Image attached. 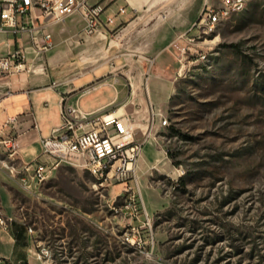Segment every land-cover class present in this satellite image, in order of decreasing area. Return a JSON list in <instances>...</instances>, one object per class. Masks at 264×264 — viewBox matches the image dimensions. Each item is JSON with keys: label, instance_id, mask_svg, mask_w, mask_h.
I'll list each match as a JSON object with an SVG mask.
<instances>
[{"label": "rangeland", "instance_id": "obj_1", "mask_svg": "<svg viewBox=\"0 0 264 264\" xmlns=\"http://www.w3.org/2000/svg\"><path fill=\"white\" fill-rule=\"evenodd\" d=\"M163 1L108 38L79 32L57 70L72 78L116 60L104 80L121 79L122 96L131 82L134 98L121 113L144 127L147 84L163 101L153 105L168 125L148 127L135 177L100 182L62 163L29 193L0 168V215L32 230L31 264H264V0L207 40L188 31L216 0ZM185 27L206 57H190L180 70L173 42ZM112 95L104 87L80 107L89 111ZM61 124L59 115L50 126ZM128 194L135 211L125 207ZM38 246L48 248L46 258L37 257Z\"/></svg>", "mask_w": 264, "mask_h": 264}, {"label": "built area", "instance_id": "obj_2", "mask_svg": "<svg viewBox=\"0 0 264 264\" xmlns=\"http://www.w3.org/2000/svg\"><path fill=\"white\" fill-rule=\"evenodd\" d=\"M245 1L216 0L212 4H217L218 13H225L230 19L233 7ZM218 13H211L210 3H205L188 32L194 28L207 40L208 36L216 32L211 30V22H216ZM129 14V8L125 4L113 8L112 4H90L87 0H0V32L28 34L35 57L40 58L55 47L51 28L65 23L68 18L75 15L82 18V32L85 36L108 37L125 24ZM188 32L181 34L173 42L180 70L190 57H206L201 50L194 47L195 36H189ZM24 71L29 69L26 67V55L21 48L0 57V78ZM91 89L93 86L88 85L61 97L62 124L55 126L50 137L44 140V152L28 163L17 164L20 149L18 118L10 117L6 121L5 126L10 127V131H6L5 126L0 127V168L8 170L10 177L16 178L25 192H33L62 163L82 168L100 182L125 181L131 176L135 177L148 136V127H154L159 122L163 126L168 125L167 118L161 122V113L152 103L146 127L140 124L143 120L134 118V114H119L121 106L84 111L80 107V98ZM140 133L142 134L139 135ZM134 197L129 194L125 196V207L132 211L137 209ZM0 225H7V220L2 216ZM38 249L39 259L48 256V248L38 246Z\"/></svg>", "mask_w": 264, "mask_h": 264}, {"label": "crops", "instance_id": "obj_3", "mask_svg": "<svg viewBox=\"0 0 264 264\" xmlns=\"http://www.w3.org/2000/svg\"><path fill=\"white\" fill-rule=\"evenodd\" d=\"M87 1L90 4H112L113 8L117 5H127L130 14L126 18L125 23L130 22L131 16L137 12L144 9H155L164 2L163 0ZM162 18L164 19V15H162ZM135 21H131L129 26ZM83 26L82 18L79 15L68 18L63 24L53 26L51 31L55 47L40 58L35 57L32 42L28 34L14 35L0 32V57L21 48L26 55V67L29 69V71L10 74L0 78V127L5 126L8 118H18V141L20 146L17 160L18 165L34 160L44 152V140L50 137L51 131L55 126H59H50V124H53L60 115V100L64 94L79 90L88 85L93 86V89L80 98L81 102L97 90L110 87L113 90V95L96 102L94 107L88 112L113 105H122L121 109H123L134 98L131 82L132 89L129 91V84L126 83L127 93L122 96L125 89L122 86L121 79L111 77L108 81L104 80V77L111 74L114 69L113 65H116V60L113 63H103L72 78L68 77L67 72L64 75L58 76L57 70L68 51L67 47L77 42L75 41V37L79 32H82ZM186 30V27L180 29L176 35L180 36ZM104 67H109L108 72L104 73L102 77L97 78V70ZM160 68L162 69L161 66ZM78 79H85L86 81L82 85H76ZM101 79L103 81H99ZM141 89L145 92L144 87H141ZM147 91L152 104L158 105L163 102L152 98L148 84ZM146 105L148 112H150L149 104L146 103ZM5 129L6 131H10V127L5 126ZM34 247L30 239L28 227L22 221H7L6 226L0 225V264H31Z\"/></svg>", "mask_w": 264, "mask_h": 264}, {"label": "bare ground", "instance_id": "obj_4", "mask_svg": "<svg viewBox=\"0 0 264 264\" xmlns=\"http://www.w3.org/2000/svg\"><path fill=\"white\" fill-rule=\"evenodd\" d=\"M252 0H246L244 3H242L241 5H238L237 7H233L232 9V15L240 13L242 11H244L246 9V7L248 6V4L251 2ZM210 12L211 13H218V5L217 4H210ZM229 17H227L225 15V13H218L217 15V20L216 22H211V30H217V28L223 23L225 22ZM122 111L119 112V114Z\"/></svg>", "mask_w": 264, "mask_h": 264}]
</instances>
